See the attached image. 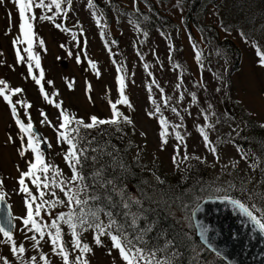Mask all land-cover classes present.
Wrapping results in <instances>:
<instances>
[{"label": "rangeland", "instance_id": "1", "mask_svg": "<svg viewBox=\"0 0 264 264\" xmlns=\"http://www.w3.org/2000/svg\"><path fill=\"white\" fill-rule=\"evenodd\" d=\"M146 1L150 2L156 11L175 27L172 30H167L162 37L153 34L147 47L143 50L142 48L139 49L141 58L132 45V41L136 37L134 29L127 21H119L121 16L119 10L131 11L133 9L132 0L114 1L115 5L111 10L116 14L109 25L102 22L95 8L96 5H103L106 8L105 0H91V4L89 0H74L63 16L62 22L66 31L62 35L57 36V33H54L46 25L41 26L40 32L45 49L43 63L46 78L48 82H51L49 83L51 92L57 99L55 103L62 101L61 107L64 111L77 119H83L85 122H90L89 118L92 116L108 119L111 116L109 101L116 103L120 99L118 78L123 76L125 95L132 107L128 108L126 105L117 104V108L124 115L130 117L133 122L131 125L127 124L128 134L133 135L134 138V148L131 153L133 161L154 166L157 172L162 177H166L168 181H172L171 178L175 182L180 181L181 179L176 175L177 172L172 162L177 145L175 132H179L185 138L189 157H201L203 162L196 161L207 168L210 185L214 189H227L228 195H243V191L250 192L243 179H246L247 184L258 188L249 175L251 168L247 160L249 162L251 157L247 154L246 159H241V155L245 151L241 146H239L240 151H238L237 146L239 139L244 140L251 132L248 129L250 124L256 128H261L260 125L264 124V68L258 66L259 58L254 47L258 44L257 41H260L261 45L258 44V47L264 52V33L259 32L258 26L255 28L250 26L252 33H247L248 38L252 37L253 32L254 35L259 32V39L253 42H242L235 34L223 36L217 32L219 41L222 42L224 38L240 53L238 70L230 78L231 90H226L227 96L231 93L232 101L236 106L232 108L220 107L221 115L228 116L230 114L229 116H231L233 113L236 115V119L233 121L235 122L233 127L221 128L220 136H226V140H221L215 134L218 127L214 123V118L211 117L212 113H204L199 108L200 104H205L204 102L208 99V96L206 97L201 93L202 90L200 91L196 87V84L200 83L201 75L208 81L211 91L219 89L217 97L226 98V96L223 93L222 85L214 83L212 76L200 67L204 64L202 63L198 68L194 62V57L197 55L195 43L199 45L201 42L194 31L195 43L192 48L186 38L181 21L187 13L188 4L181 0ZM209 1L207 0L205 4L208 5ZM141 8L146 10L142 5ZM207 11L204 16V11L199 13V24L201 26L212 24L217 28L212 8L208 6ZM17 30L15 4L13 0H4L3 3H0V80L6 82L10 92L15 88L23 90L21 93L15 94V98L22 104H31L32 107L26 108L24 105L21 109L17 106V116L21 115L23 118L25 115L27 118H31L33 128L46 143L45 160H48V164L59 168L65 175L68 173V169L65 165L67 163L64 156L68 150L65 149L64 142H58L57 128L48 123H42L44 117L41 115L43 112L51 125L58 126L61 122V109H57L54 104L42 103L31 81L25 78L24 71L14 61L12 46L13 41L18 37ZM211 43L214 44L213 41ZM61 45L64 47L62 48ZM170 48L175 50L176 57L180 55L176 62L182 65L187 72L182 83L178 80V74L174 72L173 67L168 65L167 59ZM176 49L180 51L177 52ZM212 50L215 53L214 45H212ZM69 51L73 54L71 57L68 55ZM146 51L148 52L146 53ZM77 55L80 56V63L76 62ZM153 61L155 64L150 63ZM92 63H95V68L91 67ZM222 72L224 73V71ZM70 82L72 84L71 89L69 88ZM177 84L180 85L179 88L176 87ZM182 84L186 86L184 91ZM188 92L195 94L196 100L193 103H197L196 106L190 101L188 102V98L185 96ZM181 94H183V100L179 99ZM165 101H167V106H165ZM157 106L160 107L159 113L155 111ZM172 108H176L180 115L177 116ZM148 113H153V115L150 117ZM205 116L208 117L207 121H205ZM161 118L168 121L169 133L167 137L169 142L163 146V151H161L160 144L162 129L159 120ZM178 124L181 127L174 129V126ZM198 125L205 128L210 140L217 147L218 162L212 153L204 147ZM208 125L212 127H208ZM16 127L9 104L4 103L0 97V178L4 179L7 186L5 189H0V192L6 191L8 193L5 197V203L13 220L14 238L18 244L25 246L27 250L25 255L28 258L37 256L38 249L49 258L50 264H62L59 256L49 257V254L52 253V246L46 242L48 239L46 231L45 240H42L39 246L33 247L34 242L24 238L25 232L21 231L23 226L20 220L16 219L26 214L24 197L16 194L18 188L16 180L19 177L16 166L18 165L22 171H27L28 161L32 160L34 156L30 150L26 151L23 157L20 156L18 149H21V144L17 138L19 132ZM261 129L264 132V128ZM9 137L12 138V142H9ZM226 141L227 143H225ZM23 143L26 147L27 142L24 141ZM183 152L184 148L181 145V155ZM154 181L151 176L149 184H154ZM26 183L32 188L34 194L38 195L31 183L29 181ZM230 184L234 187L229 188ZM238 185L241 188H236ZM56 191L57 195L63 199V193H60L58 189ZM220 192L225 195L224 191ZM47 197L52 199L46 194L44 198ZM245 200L249 202H247L248 204H255L258 209L264 210V205L260 204L261 201L256 197L246 196ZM67 209L63 206L52 209L45 205V211L41 212V222L50 224L56 215L65 213ZM60 223L66 246L69 252H73L72 248L68 246L71 243V230L67 224ZM37 237L39 238V236ZM87 243L90 244L89 241ZM106 248L110 250V248ZM93 251L94 255L90 254L88 257L90 264H122L112 251L110 258L109 254L104 251L94 249ZM76 255L79 253L74 252V256ZM0 256H8L9 259H12L9 248L4 244H0ZM13 264L16 262L13 261Z\"/></svg>", "mask_w": 264, "mask_h": 264}, {"label": "trees", "instance_id": "2", "mask_svg": "<svg viewBox=\"0 0 264 264\" xmlns=\"http://www.w3.org/2000/svg\"><path fill=\"white\" fill-rule=\"evenodd\" d=\"M74 0H71V3ZM115 0H105L106 8L103 5H96L95 8L102 19V22L106 25L110 24L111 19L115 16V12L111 10ZM133 9L119 10L120 22L127 23L134 29L136 37L132 41L133 48L137 52L138 56L141 58V51L139 49H145L150 43L151 36L153 34L163 36L167 30H172L175 26L170 21L164 19V16L160 15L156 11L154 6L146 0H134ZM184 3H187V13L183 16L181 21L182 26L185 30V35L192 46L195 43L193 31L199 36L200 42L199 45L195 43L197 53L200 54L199 62L195 55L194 62L196 65H201L202 69L206 70L214 79V83H220L222 86L223 93H225L226 98L217 97L218 91H211L208 81L204 76L201 75L199 79L200 83L196 84L198 90H202L208 99L205 104H200L199 108L205 113H212L211 117L214 118V123L218 127L217 132L215 133L220 137L221 140H226V136H220L221 128H231L234 126L233 121L236 119V115L232 113L231 116L221 115V108H232L235 107V103L232 101L231 93H226V90H231L230 78L231 75L237 72L239 63H240V53L234 48L229 41L223 38V41H219L217 32H220L223 36L237 35L242 42H253L259 39V32L264 33V0H210L209 4L206 5L207 0H181ZM258 1V2H257ZM37 3L40 0H36ZM45 7L33 8V12L29 15L34 14L37 18L33 21V46L32 52L34 55L39 56L40 58V68L35 67V60H28V53L25 49L28 47L26 42H23V37L20 34L19 24L20 17L15 5V14H16V28L18 29V37H20V42L13 44L12 52L14 55V61L25 73V78L30 80L32 86L38 92L42 103L49 104L42 96L40 92V85H37L35 80L32 78L35 76L37 79L40 78V71L43 70L44 78L41 80V84L44 87L46 93L49 94V98L53 100V104L57 101L54 94L51 92L50 84L46 78V70L44 68V43L41 45L39 42L42 40L40 28L41 26L46 25L54 33L62 35L64 33L63 28V16L69 10L71 3L69 4L67 0H62L61 9L58 11L55 8V5L51 3V0H43ZM251 2V3H250ZM146 9L142 10L141 5ZM210 6L212 8V14L214 15L215 21L217 22V28L212 24L208 26H201L199 24V13L204 11L203 16L208 12L207 8ZM43 17H52L53 19H43ZM56 24L60 25V28L56 27ZM250 26L259 27V32L252 37L248 38V34H251ZM191 27H193L191 29ZM78 28V27H76ZM206 31H209L206 33ZM248 33V34H247ZM211 34V36H208ZM227 34V35H225ZM243 34V35H242ZM17 37V38H18ZM16 38V40H17ZM214 42V44L211 43ZM261 45L260 41H257ZM207 43V45H206ZM256 44V46H259ZM264 44V43H263ZM203 45V47H202ZM212 45L215 46V53H213ZM138 47V48H137ZM19 50L20 55L24 58L23 62H18L17 60V51ZM179 52V49H176ZM148 51H146L147 53ZM175 50L171 51V55L168 56V65L173 67L175 73L178 74V80L182 83L184 76L186 75V70L182 65L177 64L178 57L175 56ZM155 60V59H154ZM155 64V61L150 62ZM29 64L32 65V72L29 73ZM209 70V71H208ZM224 71V73L222 72ZM183 85V84H182ZM183 91L186 86H182ZM6 95H12V92L6 91ZM188 98V102L193 103L192 93L188 92L185 95ZM190 98V99H189ZM13 103L15 106H19L21 109L26 104H22L21 101H18L15 98V95H12ZM211 101V102H210ZM211 105V107H210ZM18 118L27 125L29 118L25 115L23 118L21 115ZM75 127V125H73ZM117 126H101L93 130H84L81 129L80 136L84 137V140L78 145L79 147L88 146L91 147H108V150L115 149V154L118 159L123 162L125 165L126 171L116 168H108L105 172L107 178H116L117 184L125 189L126 195H130L133 198H139L143 200L145 215L147 217L146 221H140L141 227L145 224L153 225V231L148 235V240L150 241V247L163 246L165 240L172 241L175 245L174 248L169 249L171 251H178L179 256L177 258V264H224L218 258L209 254L204 250L200 244L197 242L194 236V231L190 222V212L193 208L201 201L205 199H220L223 197V193L213 191L214 188L210 185L209 172L200 162L193 159V161L187 160L179 163V167L174 165L176 170V175L180 177V181L175 182L168 181L166 177H162L159 172L152 165L141 164L138 161H133L131 159V153L134 148L133 144V135L128 134L127 124L121 123L118 127L120 131H116ZM251 132L245 137L244 140L239 139L238 146L249 154L251 159L247 160L249 165L255 164V168H251L249 175L253 178L255 185L258 188H255L253 185L247 184L246 179L245 185L250 192L243 191V195L239 194H230L233 198H238L244 203L248 204L249 202L245 200V197H256L260 204L264 205V132L261 128H256L253 124H250ZM103 130V134H102ZM24 137V133L19 132L17 138L19 143L22 145L21 137ZM95 137V142L92 145H87V141ZM219 139V140H220ZM258 139V141H256ZM24 141L26 139L24 138ZM227 143V141L225 142ZM65 149L68 150V145L64 143ZM87 155L92 156L96 153H92L90 150ZM104 160H110V157H103ZM48 163V160H45ZM68 169V173L63 174V179L67 181L72 176V170L68 164H65ZM53 166V165H52ZM99 165H93L91 161H88L86 166L83 169V174L87 178L85 183L88 185L93 184L92 174L98 168ZM54 168H56L54 166ZM59 169V168H58ZM60 170V169H59ZM51 175V173H50ZM154 178V184H149L150 177ZM159 177L160 183L157 180ZM237 185V184H236ZM70 187L72 185H69ZM241 188L240 185L236 188ZM92 189H89V194H91ZM50 200V198H46ZM114 201L119 200V196H113ZM248 202V203H247ZM251 205V204H248ZM120 223H124L123 212L125 211L119 206L111 207L110 209ZM133 211H136V208L133 207ZM69 212V209L65 213ZM41 216L37 219L41 222ZM100 219L107 223L108 218L103 214H100ZM68 226V225H67ZM79 230V229H78ZM46 232L54 231L52 229H45ZM129 231H131L129 229ZM34 233L28 235H33ZM63 235V233H62ZM25 238V236H24ZM38 238V237H37ZM67 238V237H66ZM65 238V239H66ZM39 239V238H38ZM81 239L84 243L87 241L90 242L89 246L94 250L104 251L109 253L110 250L114 253L115 257L122 264L124 261L121 260L119 251L112 249L111 240L108 237H102L104 242V247H97L93 241V232L88 230L82 233ZM27 240V239H26ZM65 241V240H64ZM33 242V241H32ZM88 244V243H87ZM66 246V241H65ZM70 248L71 243L68 245ZM67 247V246H66ZM68 248V247H67ZM52 251V250H51ZM70 264L75 259L74 252H69ZM77 253V252H76ZM51 254V255H50ZM49 257L55 256L53 253H50ZM44 255L37 249V264H44L40 260V256ZM58 256V255H56ZM25 257H27L25 255ZM52 258V257H51ZM62 264L63 260L59 256ZM110 258V255H109ZM28 260V257L25 258ZM50 264V263H49Z\"/></svg>", "mask_w": 264, "mask_h": 264}, {"label": "snow or ice", "instance_id": "3", "mask_svg": "<svg viewBox=\"0 0 264 264\" xmlns=\"http://www.w3.org/2000/svg\"><path fill=\"white\" fill-rule=\"evenodd\" d=\"M4 0H0V3H3ZM70 4L71 0H67ZM13 3L16 5L19 17L20 24L19 30L20 34L23 37V42H26L28 47L25 51L28 53V60H35V67L40 68V58L39 56L34 55L32 52L33 46V21L36 20L34 14L29 15L33 12V8L45 7L43 0H40L39 3L36 0H13ZM51 3L55 5V8L59 11L61 9L62 0H51ZM91 4V0H89ZM135 3V0H134ZM11 19V17H9ZM43 19H53L52 17H43ZM57 28H60L59 24H56ZM243 35V34H242ZM20 42V37L17 40L13 41V44ZM43 45V41L39 42ZM86 43V42H85ZM63 48L64 45H61ZM256 54L258 56V66L264 68V52L258 46H255ZM172 49L170 48L169 55H171ZM68 55L71 57L72 52H68ZM200 54L197 53V61L199 62ZM23 57L20 55L19 50L17 51V60L18 62H23ZM59 59V57H58ZM76 62L80 63V56H76ZM92 68H95V63L91 64ZM29 73L32 72V65L29 64ZM147 68V65H145ZM120 71V69H118ZM99 74V73H97ZM40 78L37 79L35 76L32 78L35 80L37 85H40V92L43 98L49 103L53 104V100L49 98V94L45 92L41 80L44 78L43 70L40 71ZM151 75V73H149ZM155 83V81H153ZM48 83H51L50 81ZM119 84V93L120 99L113 103L109 101L111 107V116L108 119H99L96 116L89 118L90 122H85L83 119H77L74 116H70L66 111L62 109V101L55 103L54 106L60 111V124L58 126L51 125V122L48 120L46 114L43 112L41 115L44 117L42 123H48L50 126L57 128L58 133V142L62 141L68 145V151L64 156L65 162L69 165L72 170V176L65 181L63 179V173L54 166L48 164L43 156V153L40 149V144L35 138V133L33 132V124L31 118L27 125H25L17 117V109L15 104L12 101V95L21 93L23 90L20 88L12 89V95H6L8 90V85L5 81L0 80V97H3L4 101L9 104L15 123L17 124L19 130L27 136V144L24 146V137H21L22 145L21 149H18L21 157L25 155L26 151H31L34 156L33 159L28 161L27 171L20 170L19 166H16V170L19 172V177L16 180L18 188L16 190L17 195H22L24 197V205L26 208V214L23 217H17L22 224L21 231L25 232V239L33 241V247L40 245L42 240H45V229H52L54 231L47 232V241L52 246V253L58 255L62 258L63 264H70L69 260V250L65 246V241L62 235L61 223L67 224L71 230V247L73 252H78L79 255L75 256L72 264H90V259L88 258L90 254L94 255L93 248L89 244L84 243L81 239L82 233L88 230L93 232V241L97 247H104V242L102 237H108L111 240L112 249L119 251L121 260L124 261V264H177V258L179 256L178 251H171L169 249L174 248L175 245L172 241L165 240L163 246L150 247V241L148 240V235L153 231L154 226L150 224H145L141 227L140 221L147 219L145 215V209L143 200L139 198H133L130 195H126L125 189L121 187L116 182V178H107L105 172L108 168H119L126 171L125 165L121 160L118 159L115 154V149L108 150L107 145L102 147H91L88 146L79 147L78 145L84 140V137L80 136L81 129L84 130H93L100 128L101 126H117L116 131H120L118 127L122 122L128 125H131L133 122L130 117L124 115L121 111L118 110L117 104L126 105L128 108H131L132 105L125 95V83L124 77L120 76L118 78ZM71 82L69 83V88L71 89ZM159 87V85H157ZM177 88L180 87L179 84L176 85ZM90 90V88H89ZM151 91V89H150ZM163 90L161 89V92ZM219 91V89H217ZM183 94L180 95L179 99L183 100ZM91 100V98L89 97ZM192 100H196L195 94H192ZM153 103H155L153 101ZM165 106H167V101H165ZM26 108L32 107L31 104L25 105ZM211 107V105H210ZM157 113L160 112V107L157 106ZM172 111L176 113L177 116L180 113L176 108H172ZM151 117L153 113H148ZM181 119H183L181 117ZM208 117L205 116V121ZM161 126L160 132V144L161 151L164 150V145L168 144V121L165 118L159 120ZM75 125V127H73ZM181 125H175V128H179ZM200 136L203 139L204 147L207 148L212 155L216 158L217 162L219 161V156L217 154L218 149L214 143L210 140L208 132L205 131L204 127L197 126ZM208 127H212L208 125ZM261 128H264V124L260 125ZM103 134V130H102ZM143 135V134H142ZM175 139L177 145L175 146V155L172 157V162L175 166L179 167L178 158H180V163L187 161L189 159H195L201 161V157L193 156L189 157L187 153V144L185 142L184 136L179 132H175ZM9 142H12V138L9 137ZM95 142V137L91 140H88L87 145H92ZM231 142V141H230ZM181 145H183L184 152L181 155ZM50 146V145H49ZM89 150L96 155L89 156L87 153ZM237 150L240 151L239 146ZM110 157V160H104L103 157ZM247 153L241 155V159H246ZM91 161L93 165H99L98 168L92 174L93 184L88 185L85 183L87 179L83 174V169L86 166L87 162ZM235 167V165H233ZM250 167L255 168L256 165L252 164ZM51 173V175H50ZM157 180L160 183L163 181ZM29 181L31 185L36 189L37 194H34L32 188L29 187V184L26 183ZM69 185H72L71 187ZM7 186L3 178H0V189H5ZM234 187V185H229V188ZM92 189L91 194H89V189ZM63 193V199L57 195V191ZM213 191L220 192L224 191L225 195L220 199L222 202H227L229 205L239 213L241 217L244 218L246 225L251 226V231L253 233H259L264 237V210L258 209L255 204L248 205L241 201L238 198H233L228 195L227 189L216 188ZM49 195L52 199L46 200L45 195ZM8 195L6 191L0 192V203L5 201V197ZM119 196L118 201L113 200V196ZM39 200V203H37ZM45 205L48 208H56L57 206L67 207L69 212L59 213L54 219H52L50 224H44L39 222L36 218L41 216V212L45 211ZM119 206L125 211L123 216L125 218L124 223L118 222L113 212L110 209L111 207ZM133 207L136 208V211H133ZM103 214L108 218L107 223L100 219V214ZM79 229V230H78ZM129 229L131 231H129ZM208 229L201 228L200 236L204 244L209 248H212L216 252L218 257H224L222 251L213 248V246L208 242L207 236ZM28 233H34L33 235H28ZM39 236V239L37 238ZM0 244H4L9 248L12 259H9L8 256H0V264H13V261L16 264H37V257L32 256L25 260L26 248L23 244H18L14 238V226L12 220L9 219L6 224L0 223ZM109 255H111V250H109ZM40 260L44 264H49V258L45 255L40 256Z\"/></svg>", "mask_w": 264, "mask_h": 264}, {"label": "water", "instance_id": "4", "mask_svg": "<svg viewBox=\"0 0 264 264\" xmlns=\"http://www.w3.org/2000/svg\"><path fill=\"white\" fill-rule=\"evenodd\" d=\"M35 138L46 156V144L35 129ZM11 219L5 202L0 203V223L6 224ZM190 222L194 236L200 246L224 264H264V237L253 233L244 218L227 202L221 199H205L190 212ZM13 224V220H12ZM207 228L208 242L213 248L223 252L218 257L216 252L203 243L200 229Z\"/></svg>", "mask_w": 264, "mask_h": 264}]
</instances>
